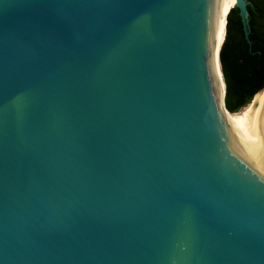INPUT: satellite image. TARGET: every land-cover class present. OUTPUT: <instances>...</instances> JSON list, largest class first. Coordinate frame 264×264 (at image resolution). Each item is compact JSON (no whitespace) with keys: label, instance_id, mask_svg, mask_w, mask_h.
Instances as JSON below:
<instances>
[{"label":"water","instance_id":"1","mask_svg":"<svg viewBox=\"0 0 264 264\" xmlns=\"http://www.w3.org/2000/svg\"><path fill=\"white\" fill-rule=\"evenodd\" d=\"M223 1L0 0V264H264V98L221 112Z\"/></svg>","mask_w":264,"mask_h":264},{"label":"trees","instance_id":"2","mask_svg":"<svg viewBox=\"0 0 264 264\" xmlns=\"http://www.w3.org/2000/svg\"><path fill=\"white\" fill-rule=\"evenodd\" d=\"M246 1V24L239 8L232 6L219 50L224 105L231 113L246 107L264 87V0Z\"/></svg>","mask_w":264,"mask_h":264},{"label":"bare ground","instance_id":"3","mask_svg":"<svg viewBox=\"0 0 264 264\" xmlns=\"http://www.w3.org/2000/svg\"><path fill=\"white\" fill-rule=\"evenodd\" d=\"M235 2H236L235 0H224L223 1L221 10H220L219 15H218L220 34H219L218 39H217V41L213 47V50H212V55H213L217 75L219 78V83H220V106H221L222 114H227V113H231V112H226L224 109L223 103H222V96H223V91L225 90V88H224V81H223V76H222V72H221V68H220V62H219V50H220L219 48H220V46L223 42L224 36H225L226 16H227L230 8L235 4ZM262 98H264V88L255 95L252 102H257V101L261 100ZM246 107H244L242 110H245Z\"/></svg>","mask_w":264,"mask_h":264}]
</instances>
